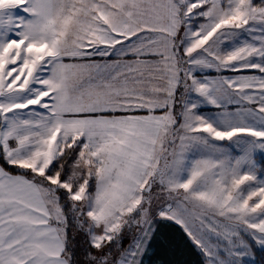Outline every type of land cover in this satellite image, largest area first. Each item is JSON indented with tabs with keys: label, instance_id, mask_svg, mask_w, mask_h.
Instances as JSON below:
<instances>
[{
	"label": "snow or ice",
	"instance_id": "1",
	"mask_svg": "<svg viewBox=\"0 0 264 264\" xmlns=\"http://www.w3.org/2000/svg\"><path fill=\"white\" fill-rule=\"evenodd\" d=\"M168 223L264 264V0H0V264H146Z\"/></svg>",
	"mask_w": 264,
	"mask_h": 264
},
{
	"label": "trees",
	"instance_id": "2",
	"mask_svg": "<svg viewBox=\"0 0 264 264\" xmlns=\"http://www.w3.org/2000/svg\"><path fill=\"white\" fill-rule=\"evenodd\" d=\"M259 159V157H257ZM157 237L164 239L166 246L162 247L158 243L153 245V253L147 264H153L151 261L156 260V264H200L201 256L198 251L187 241L178 227L168 223L160 226V231ZM257 259H260V254L257 253Z\"/></svg>",
	"mask_w": 264,
	"mask_h": 264
},
{
	"label": "rangeland",
	"instance_id": "3",
	"mask_svg": "<svg viewBox=\"0 0 264 264\" xmlns=\"http://www.w3.org/2000/svg\"><path fill=\"white\" fill-rule=\"evenodd\" d=\"M212 111H214V109L212 110ZM233 155H236V151L233 149ZM155 239V238H154ZM127 243H128V241H126L125 242V246H127ZM154 245V244H153ZM153 250H154V248H153ZM153 250H150V255L153 253ZM150 255H147V256H145V261L147 260H149L150 259ZM201 259H202V257H201ZM153 264H156L157 263V261L156 260H152L151 261Z\"/></svg>",
	"mask_w": 264,
	"mask_h": 264
},
{
	"label": "crops",
	"instance_id": "4",
	"mask_svg": "<svg viewBox=\"0 0 264 264\" xmlns=\"http://www.w3.org/2000/svg\"><path fill=\"white\" fill-rule=\"evenodd\" d=\"M148 263V261L146 260V264Z\"/></svg>",
	"mask_w": 264,
	"mask_h": 264
}]
</instances>
